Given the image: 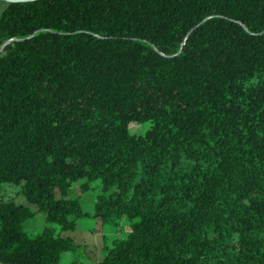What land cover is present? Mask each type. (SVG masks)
Instances as JSON below:
<instances>
[{"label": "trees", "instance_id": "obj_1", "mask_svg": "<svg viewBox=\"0 0 264 264\" xmlns=\"http://www.w3.org/2000/svg\"><path fill=\"white\" fill-rule=\"evenodd\" d=\"M6 184L0 264H60L81 216L128 221L89 264H264V0L6 2Z\"/></svg>", "mask_w": 264, "mask_h": 264}, {"label": "rangeland", "instance_id": "obj_2", "mask_svg": "<svg viewBox=\"0 0 264 264\" xmlns=\"http://www.w3.org/2000/svg\"><path fill=\"white\" fill-rule=\"evenodd\" d=\"M7 1L0 0V10L4 6ZM148 126V122L145 121L143 123L137 122H130L128 125V131L130 133H142ZM82 180H77L72 185L71 194L76 195L78 194L77 185ZM97 180H93L91 184H96ZM3 188H5L6 193H0L4 198L12 197V193L14 192L13 200L15 202H23V197L19 194H15L17 191V187L12 184H6ZM73 190V191H72ZM96 193V189H88L83 191L79 194V203L81 205L82 210L92 212L93 210V203L92 199ZM89 203V204H88ZM82 205H88L87 207H82ZM35 220V224L38 220V228L43 226L44 219L41 214H37L32 217V219H26L23 224L22 228L24 231L28 233H33V229H27L26 225L30 223L32 226L33 221ZM120 226L118 227L117 224L111 223H102L98 219L94 217H87L83 216L78 219L76 226L68 231H65L64 234L71 237L75 243L78 244V247L75 249V252H61V258L59 259L60 264H66L67 262L77 258L81 260L85 264L93 263L98 260L104 253L103 244L109 245L112 239L124 236L128 231V221L121 219ZM104 238V239H103ZM68 257V258H67ZM68 260V261H67Z\"/></svg>", "mask_w": 264, "mask_h": 264}, {"label": "crops", "instance_id": "obj_3", "mask_svg": "<svg viewBox=\"0 0 264 264\" xmlns=\"http://www.w3.org/2000/svg\"><path fill=\"white\" fill-rule=\"evenodd\" d=\"M2 190H4V191H3L4 194H5L6 191H7V190H5V188H3ZM72 191H73V190H72ZM1 192H2V191H1ZM10 193L12 194V197L10 196V198H13V196H14V195H13L14 192L12 193V191H11ZM94 196H95V195H94ZM93 202H94V198L92 199V203H93ZM88 204H89V203H88ZM87 206H88V205H86V206H85V205H82V207H87ZM80 207H81V205H80ZM81 209H82V208H81ZM83 211H84V210H83ZM85 212H88V211H85ZM88 213H90V212H88ZM36 215H37V214H36ZM34 216H35V215H34ZM81 217H83V216H81ZM81 217H79V218H81ZM87 217H90V216H87ZM79 218L75 219V226H76L77 221H78ZM29 219H30V218H29ZM31 219H32V217H31ZM120 220H121V219H120ZM120 220H119L118 223H117L118 227L120 226V222H121ZM31 221H33L32 226L30 225V223L27 224V225H26L27 229H33V231H35V232H36V231H39V230L41 229L42 226H41L40 228H38V226L40 225V224H38V220H37L36 224H35V220H31ZM75 226H74V227H75ZM122 237H123V236L118 237V238H122ZM103 239H104V238H103ZM112 240H113V239H112ZM112 240H111V242L109 243V245H111ZM109 245H108V244H107V245L103 244L102 247H107V246H109ZM64 253H65V252H64ZM61 255H63V253L60 254V258H61ZM67 258H68V257H67ZM67 261H68V260H67Z\"/></svg>", "mask_w": 264, "mask_h": 264}, {"label": "water", "instance_id": "obj_4", "mask_svg": "<svg viewBox=\"0 0 264 264\" xmlns=\"http://www.w3.org/2000/svg\"><path fill=\"white\" fill-rule=\"evenodd\" d=\"M14 1H25V0H7V2H14Z\"/></svg>", "mask_w": 264, "mask_h": 264}, {"label": "bare ground", "instance_id": "obj_5", "mask_svg": "<svg viewBox=\"0 0 264 264\" xmlns=\"http://www.w3.org/2000/svg\"><path fill=\"white\" fill-rule=\"evenodd\" d=\"M3 1H7V0H3Z\"/></svg>", "mask_w": 264, "mask_h": 264}]
</instances>
